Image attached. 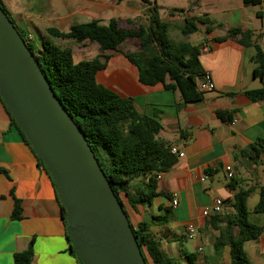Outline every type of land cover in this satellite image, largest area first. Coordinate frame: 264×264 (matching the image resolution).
Here are the masks:
<instances>
[{
  "label": "crops",
  "instance_id": "crops-1",
  "mask_svg": "<svg viewBox=\"0 0 264 264\" xmlns=\"http://www.w3.org/2000/svg\"><path fill=\"white\" fill-rule=\"evenodd\" d=\"M0 1L14 26L36 46L48 29L67 32L72 25L91 21L106 24L115 19L121 28L131 29L134 25L127 21L145 22V11L154 5V0ZM194 2L190 9L193 16L205 15L215 24L200 43L192 44L199 46L202 71L211 74L215 89L203 93L201 101L180 109L175 107L180 101L177 92L166 90L162 84L139 83L137 68L125 56L137 48L135 40L122 44L128 51H122L121 45L110 52H102L96 43L50 41L61 49H70L74 64L109 55L105 69L96 73V82L123 98H131L137 112L159 123L157 138L183 154L172 169L156 176L158 195L150 204H136L134 209L125 204L130 225L145 223L162 251L181 264H186L188 254L196 255L195 264H231L227 246L214 248L216 227L233 215L232 204L239 190H253L247 206L264 187V148L258 147L260 153L254 158L248 155L258 141H264V102L254 103L245 96L246 91L261 88V82L253 76L254 48H244L231 39H216L224 37L228 29L239 28L254 31L259 45L264 37L261 30L253 28L252 14L247 15V11L259 8L262 15L258 17L256 12L255 17L263 18L264 0L260 6H245L243 0ZM242 150L249 151L235 158V153ZM227 165L233 171L230 180L224 171ZM0 167L8 175H0V264H14V254L27 250L31 241L33 264H80L66 238L53 181L11 126L1 100ZM203 175L209 179L201 181ZM147 181V177L132 181L130 193ZM14 198L20 201L19 220L11 218ZM215 198L223 199L221 214L216 219L213 215L203 217L202 211ZM216 220L223 224L218 225ZM188 226L194 229L192 235L186 231ZM243 250L250 264H264V231L256 241L244 243Z\"/></svg>",
  "mask_w": 264,
  "mask_h": 264
},
{
  "label": "trees",
  "instance_id": "trees-1",
  "mask_svg": "<svg viewBox=\"0 0 264 264\" xmlns=\"http://www.w3.org/2000/svg\"><path fill=\"white\" fill-rule=\"evenodd\" d=\"M262 3L263 0H243L245 6H260ZM0 7L11 20L5 8L1 4ZM178 12L183 11L173 9L169 15L175 17ZM261 15L262 12H257L258 17ZM143 16L145 22L127 21L129 25H134L131 29L121 28L115 19L106 24L97 21L75 24L67 32L48 29L39 46L28 42L15 27L34 55L43 77L83 134L126 216L125 204L134 209L136 204H150L153 197L158 195L156 176L172 169L177 164L178 157L171 153L170 144L157 138L160 125L155 119L137 112L131 98H123L96 82V73L105 69L109 55L101 54L92 60L74 64L71 50L55 46L50 38L73 40L81 45L96 43L102 52L117 51L125 41L135 40L138 42L137 48H133L125 56L137 68L139 83L145 86L162 84L166 90L177 92L180 97L175 105L177 109L201 101L203 92L199 90V84L203 71L199 61L200 48L192 45L189 37L198 32L195 23L205 26V33L209 34L215 27L214 22L205 15L187 18L178 28L179 35L170 40L167 37L170 26L161 19L155 0L154 5ZM255 37L252 30L234 28L228 29L226 35L216 41L231 39L244 48H254L255 53L251 58L254 65L253 76L259 79L261 88L246 91L245 96L257 103L264 102V50L257 44ZM166 79H169L168 84ZM4 108L11 126L31 150L37 163L47 170L7 108ZM263 144L264 141H258L257 147L253 146L250 151H239L234 157L244 156L249 151L248 155L254 158L260 153L258 147L264 148ZM0 175L8 176L7 171L1 167ZM140 177H147L148 181L131 194V182ZM53 186L59 201L56 187ZM252 192L251 189L239 190L232 204L233 215L224 224L216 220L218 225L223 226L216 227L218 237L214 248L219 250L227 246L231 264H250L243 250L244 243L256 241L264 231V226L249 221L246 202ZM59 204L66 226V238L72 249L65 211L60 202ZM253 213L264 214V187L259 190ZM213 216L216 219L219 215ZM11 218L21 219L20 201L16 198ZM234 229L236 233H233ZM132 231L146 264H181L178 259L171 258L162 251L159 243L148 233L145 223L132 227ZM72 253L76 256L73 249ZM195 258V254L186 255V264H195ZM32 260V241L27 250L13 256L14 264H33Z\"/></svg>",
  "mask_w": 264,
  "mask_h": 264
},
{
  "label": "water",
  "instance_id": "water-1",
  "mask_svg": "<svg viewBox=\"0 0 264 264\" xmlns=\"http://www.w3.org/2000/svg\"><path fill=\"white\" fill-rule=\"evenodd\" d=\"M0 98L56 187L80 264H146L83 134L1 7Z\"/></svg>",
  "mask_w": 264,
  "mask_h": 264
},
{
  "label": "rangeland",
  "instance_id": "rangeland-1",
  "mask_svg": "<svg viewBox=\"0 0 264 264\" xmlns=\"http://www.w3.org/2000/svg\"><path fill=\"white\" fill-rule=\"evenodd\" d=\"M195 0H155L156 5L159 9V14L161 16V19L169 24L167 37L168 39L172 40L175 39L174 37L179 35L178 28L184 24L185 19L189 18H195L193 15V12L190 11V9L195 4ZM1 4V1H0ZM153 4V2H152ZM2 5V4H1ZM177 9L182 10L183 12H178L177 16L170 17L169 13L171 10ZM261 9L256 8L252 12L247 11V15L252 14L254 25L253 28H256L258 30H261L262 36L264 37V17L263 18H256V12L260 11ZM193 16V17H192ZM198 27V32L191 35L189 37V42L191 44H198L200 43L201 39L205 36V26L200 25L199 23H195ZM258 35H256L255 40H258ZM258 44V42H257ZM259 46L264 50V39L259 44ZM127 45H122L121 50L122 51H128ZM133 50V49H132ZM131 52V51H130ZM258 198H253L252 201H249L247 205V211L249 214V221L251 223L262 225L264 223V215L261 214H254L252 209L254 205L257 203Z\"/></svg>",
  "mask_w": 264,
  "mask_h": 264
},
{
  "label": "built area",
  "instance_id": "built-area-1",
  "mask_svg": "<svg viewBox=\"0 0 264 264\" xmlns=\"http://www.w3.org/2000/svg\"><path fill=\"white\" fill-rule=\"evenodd\" d=\"M26 40L28 42H30V37H27ZM214 89H215V86H214L211 74L209 72H207V71L203 72L202 78H201V81H200V84H199V90L201 92H203V93H206V92H210V91H212ZM171 153L173 155L177 156L178 158H181L183 156V154L178 152L176 150V148H174V147L171 148ZM224 171H225V174H226V178L230 180L232 178V176H233L232 168L227 165V166L224 167ZM158 176L159 175H157V177ZM208 179H209L208 175H203L201 177V181H206ZM176 205H177V200L174 199L172 201V206L175 207ZM222 208H223V199L215 198L213 200V202H212V205L209 208H207V209L202 211V216L203 217H208L210 215H220L221 211H222ZM186 231L190 235H192L194 233V229H193L192 226H188L186 228Z\"/></svg>",
  "mask_w": 264,
  "mask_h": 264
}]
</instances>
